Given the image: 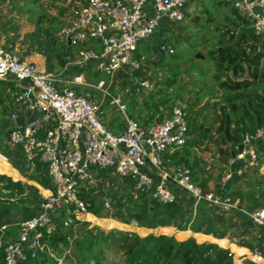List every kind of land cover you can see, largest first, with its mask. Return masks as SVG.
<instances>
[{
	"label": "built area",
	"instance_id": "2783aa9c",
	"mask_svg": "<svg viewBox=\"0 0 264 264\" xmlns=\"http://www.w3.org/2000/svg\"><path fill=\"white\" fill-rule=\"evenodd\" d=\"M82 1L73 9L69 26L57 36L76 48V66L95 63L99 72L114 78L120 72L146 70V58H138L140 44L149 41L163 25L181 23L185 7L192 0ZM227 1L246 16L249 28L264 40V0ZM88 42L90 47H83ZM158 53L172 54L173 50L164 43L159 45ZM0 82L5 83L9 144L19 148L28 162L35 158L43 162L52 187L40 205V213L18 224L17 241L4 248L7 264L25 260V249H36L43 233L51 235L57 230L58 224L51 216L53 211L61 210L87 220L93 206L83 196V190L94 189L97 171L110 170L121 178H131L135 192H147L152 199L165 203L177 200L168 185L173 182L194 199L195 206L205 202L215 214H232L264 228V208L248 210L228 197L204 193L193 181L195 174L187 168L174 169L172 174L166 170L164 155L184 147L190 133L188 113L181 105L173 107L162 121L141 125L127 116L126 104L121 97H113L102 81L96 90L125 117V130L116 135L101 120L102 103L77 90L92 87L83 75L70 79L54 76L47 70L43 55L23 59L13 51L11 42H0ZM152 89L150 79L142 77L135 84L134 93ZM8 97L19 110L10 108ZM243 142V150L224 163L222 187L241 177L245 168L259 167L264 160L260 147L264 143V126L247 133ZM238 164L244 167L235 169ZM151 171L159 176L158 182ZM104 206L111 208L109 200ZM63 224L67 227L69 221ZM253 254L264 259L259 249Z\"/></svg>",
	"mask_w": 264,
	"mask_h": 264
},
{
	"label": "trees",
	"instance_id": "16d2710c",
	"mask_svg": "<svg viewBox=\"0 0 264 264\" xmlns=\"http://www.w3.org/2000/svg\"><path fill=\"white\" fill-rule=\"evenodd\" d=\"M6 1L0 0V3ZM220 1H222L221 6L230 8V14L225 18L230 26L220 33L221 41L215 49L208 52V55L214 63V79L218 83L222 98L220 103L216 102L211 106L212 115L206 116L204 112L196 113L190 106L184 108L188 113L189 131L192 123L195 124L196 139L190 144L189 136L185 145L186 149L175 151L173 162H181L183 166L180 168H187L194 172L193 181L204 193H216L224 198L228 197L233 202L238 201L240 206L248 210L262 209L264 199L260 202L259 200L264 195L258 194L256 189L261 187L263 180L257 178L251 171L248 173L250 170L248 167L245 168L241 177H235L234 182L231 181L222 187L221 178L225 174L224 168L221 170L212 168L204 173L202 169L207 166L206 160L199 155L194 156L192 161L190 160V150L198 148L203 151V154L211 157L216 155L223 163H226L243 150V141L247 133H253L257 128L264 126V40L249 28V20L234 8L231 1ZM81 3L84 2L80 1ZM187 6L184 11L185 17ZM61 15H65V10L61 9ZM5 25L7 29H11L12 34H7L1 40L11 42L13 51H15L19 39L18 29L11 23ZM241 27L244 28L239 31ZM60 28L59 20L46 18L45 14H41L37 17L35 28L28 36V41L32 46V52L46 57V68L50 73L56 75L61 72L59 71L61 68L62 77L68 78L64 73L67 63L68 61L75 63L78 55L77 52H72V48L75 49V47L57 36L56 32ZM164 30L169 32L170 27L159 30V32L164 33ZM166 40L161 43H167ZM90 45V42L84 43L83 47H90ZM151 50L148 51L151 52ZM154 52H158V47ZM141 57L143 55L139 49L138 58ZM94 68H96L95 63L79 67L78 75L85 73L89 79ZM136 75V72H120L117 76L122 80V85L126 87L131 85L130 81ZM173 82V80L169 81L166 86L169 88ZM0 84L2 88L5 86L3 82ZM130 88V93H134V85ZM82 89L91 88L77 87L80 93ZM155 96L157 95L154 94L146 100V107H149L150 112L161 114L160 121H162L177 105H174V102L171 103L169 98L160 95L154 102ZM91 97L94 98L92 95ZM12 102L13 109L19 110V106L13 99ZM150 102L153 103L150 104ZM103 108L105 105L102 111ZM167 109L168 111L164 112ZM195 114H198L203 123L193 122ZM7 117L8 110L2 108L0 111V154L7 157L10 164L0 155V264H7L4 248L9 242L17 241L18 224L38 215L40 205L45 200L40 194L29 191L23 182L25 181L23 176L12 165L19 163L16 166L26 174L29 180L27 183L35 191L49 195L30 181L37 183L44 190L52 191L46 165L37 158L31 162L24 160V153L19 148L10 146V125ZM139 118L141 125H150L151 119ZM207 122H209L208 126L205 125ZM119 123L120 120L110 122L109 130L122 129ZM262 144L263 142L260 143L261 150L264 148ZM182 152L187 157L181 155ZM163 161L166 163L164 157ZM177 163L174 165L177 166ZM243 167V164H238L235 169ZM108 173L111 171H100L97 177L103 182L105 180L112 182L113 178L110 179L111 176ZM118 178L124 181L131 180L128 177ZM240 179L241 182H239ZM133 187L128 193L109 199L111 208L106 210L114 211L115 217L109 220L108 226L110 229L118 228L119 230L113 229L107 234L100 230L97 235L94 232L87 233L81 241L85 245H79L81 250V255L78 257L79 264H264L263 258L253 254L255 249H259L264 254V228L260 229L259 226L239 218L242 235L231 234L230 237L229 228L224 227L226 224H219L222 217H219L220 222L216 220L215 213L205 202L198 204L196 209L193 207L195 206L193 198H190L188 205L178 200L165 203L152 199L147 192H135ZM83 196H88L87 199L89 198L88 201L93 206L92 212L101 217L103 209L94 206L95 199L92 197V190H83ZM104 205L105 201L101 206ZM187 211L190 213L188 214ZM193 211L195 216L192 215ZM51 216L58 224L57 230L51 235L43 233L39 247L32 250L25 249V260L18 264H58L52 258L51 252H62L64 248L67 249L70 246L71 235L64 228L82 224L81 220L61 210L53 211ZM88 219L92 223L98 220L91 215H88ZM67 221L69 225L65 227L63 222ZM4 225L5 229L2 230L1 227ZM132 226L138 228L137 232L125 231L131 230ZM190 229L193 232L188 231Z\"/></svg>",
	"mask_w": 264,
	"mask_h": 264
},
{
	"label": "rangeland",
	"instance_id": "374dc122",
	"mask_svg": "<svg viewBox=\"0 0 264 264\" xmlns=\"http://www.w3.org/2000/svg\"><path fill=\"white\" fill-rule=\"evenodd\" d=\"M80 1L82 0H7L6 2L0 3V26L3 29L12 32L11 29H7L5 25L7 23H11L13 24V27L18 29L17 33L19 39L17 40L16 51L19 55L27 56L32 47L28 41V36L35 28L37 17L41 14H45L46 18H55L59 20L61 28L56 32L58 34L63 28L69 26L71 21L70 13L73 12V9L79 6ZM192 1L196 2V0ZM194 2L188 4L186 17L181 23H174L169 26L163 25L160 30L170 27V31L168 32L167 30H164V33L160 31L154 39L151 38L150 41L142 42L140 44L142 55L147 61V68L144 70V76L149 78L153 84V89L146 91L144 93L146 94L145 96L142 94H134V98H132V100L129 98L130 95L128 92L131 89L130 86L134 85L135 82L140 79L137 76L140 75L139 73H137V75L130 81L131 85L124 87L122 85V80L118 79V76L113 78L97 71L96 68H94L93 72H91L89 79L85 73L83 74L86 83L92 86L89 87L91 89H82L83 94H91L95 98L93 99L92 97V99L97 103H100L99 100L103 94L96 90V87L100 82L104 81L106 88L111 92L113 97H122L121 99L123 102L126 101L124 97L129 99L126 102H128L130 109L126 111V114L139 123H142L139 120V116H146L145 108L142 105L154 94L157 95L155 96L156 100H158L160 96H163L164 98H169L171 103L174 102V105L187 103L190 107L194 108L196 113L204 112V115L206 116L212 115L213 108L211 106L213 103H220L222 97L219 93L218 83H216L214 79V63L208 55V52L217 47L218 43L221 41L220 33L225 31V29L230 26L225 20V18L230 14V8L221 6L220 4L222 1L220 0H202V2L199 3L200 5L196 4V6L192 8ZM61 9L65 10L64 16L61 15ZM243 28L244 27H241L239 31H242ZM161 39H167L166 41L172 45L170 46L172 47L173 54L166 53V55L161 56L158 55V52H154V49ZM149 49L151 52L148 51ZM72 52L75 53L74 48H72ZM198 55H200L199 58H197ZM59 71L61 72L56 75L53 73L51 74L62 77V69L59 68ZM64 73L69 79L73 78L79 74V67L71 64L66 67ZM172 80L174 82L168 88L166 83ZM0 88L2 91L3 88L1 87V84ZM160 90L162 93H158ZM100 116L104 125H106V122L108 121L113 122L115 120H120L119 124L124 129V115L118 111L116 107L110 105L109 100H107L105 108H103V112ZM201 121L202 120L199 118L198 114H195L193 122L198 123ZM205 125L208 126L209 122L205 123ZM196 134L197 130L195 128V124L192 123L189 134L190 144H192L196 139ZM262 145H264V143ZM183 149H186V146L180 149V151ZM262 152L264 153V148H262ZM190 154L191 161L196 155H199V157L204 160L207 159V170L212 168H218L221 170V167L224 166L222 160L216 155L215 157H211L209 155H206L205 157L203 151H199L198 148L197 150H190ZM181 155L187 157L184 152H182ZM3 157L10 163L7 157ZM23 159L26 160V156H24ZM14 164L15 165H11L15 167L23 176L25 181L22 179L20 180L25 183L29 191L36 192L45 199L48 195L46 196L39 191H35L27 183L29 180L27 179L26 174L22 173V170H20L21 168L19 169V167L16 166L19 163L16 162ZM174 164L169 163L167 169L171 171L172 169L183 166L181 162H178L177 166ZM248 168L250 169L248 170V173L251 171V173H255L257 178L263 180L261 187L256 189V192L264 195V160L261 166ZM98 172L99 171H97V173ZM118 177L111 175L110 179L113 178L111 180L114 183L107 182L105 185L99 179L97 180V184L92 190V197L95 199V207L103 209L102 215L99 217L95 215L94 212H91L90 215L98 219L94 223L87 219L86 221L81 220L82 225H74L70 228H64L67 233L71 235L70 246L67 247V249L64 248L62 252H51L52 258L58 264H79L78 257L81 255L79 245H85V243H81V241L87 236V233L91 234V232H94L97 235L100 230L104 234H107L113 229L119 230L118 228L110 229L108 226L109 220H113L112 218L115 217L114 211H107L106 208H104L105 206H101L102 202L104 203L105 200L119 197L132 190V180L124 181ZM241 181L242 180L240 179L239 182ZM232 182H234V180ZM172 187H175L178 191H180L177 185H172ZM263 199L264 196L262 198L260 197L259 202L263 201ZM193 207L196 209L197 206ZM187 213L189 214L190 212L187 211ZM192 215L195 216L194 211ZM225 221L226 220L224 218L219 224L224 225L227 222ZM228 225V227H224L229 228L228 232H231L230 234L234 236L238 234L242 227L240 226V221H237L239 228H233L231 222H229ZM137 229V227L132 226L131 230L125 231L137 232ZM157 230H155L156 234H158ZM190 232H193L192 229H190ZM248 260L251 261L250 259Z\"/></svg>",
	"mask_w": 264,
	"mask_h": 264
},
{
	"label": "crops",
	"instance_id": "0c3cea01",
	"mask_svg": "<svg viewBox=\"0 0 264 264\" xmlns=\"http://www.w3.org/2000/svg\"><path fill=\"white\" fill-rule=\"evenodd\" d=\"M192 2H194V1H192ZM202 2V0H196V2H194V5H192V8L194 7V6H196V4H199V3H201ZM200 5V4H199ZM158 33H159V31H158ZM7 34H12V32H10V31H7L6 29H3L1 26H0V42H4V41H2L1 39H4V37L7 35ZM157 35V33L152 37L153 39L155 38V36ZM151 40V39H150ZM149 40V41H150ZM164 39H161L160 41H159V43L157 44V46H156V48L154 49V51L157 49V47H159L158 45L163 41ZM148 42V41H147ZM167 42V41H166ZM162 44V43H161ZM167 45H171L170 43H166ZM15 51H16V49H15ZM16 53H17V51H16ZM75 53H76V48H75ZM18 54V53H17ZM19 55V54H18ZM40 55H42V54H35L34 52H32L31 50L29 51V54L27 55V56H22V55H19L21 58H23V59H28V60H31V59H33V58H35L36 56H40ZM43 57H45L44 55H43ZM46 58V57H45ZM78 60V56L76 57V61ZM75 61V62H76ZM71 64H74L75 65V63H71V62H69L68 61V63H67V67L69 66V65H71ZM144 72L145 71H138V72H136V73H139L140 75H137L138 76V78H142V77H146V76H144L145 74H144ZM142 75V76H141ZM137 83V81L135 82V84ZM114 84H115V82H114ZM135 84H134V87H135ZM134 89V88H133ZM125 91H126V89H125ZM133 91V90H132ZM82 94H83V92H82ZM128 94L131 96H129V95H127V96H129V98H131L130 100H132V98H134V94L135 93H130V91L128 92ZM85 95H87V94H85ZM88 95H91V94H89L88 93ZM142 95H146V94H142ZM122 98V97H121ZM125 98V100L127 101V100H129V99H127V97H124ZM8 100H9V104H10V108H12L13 109V107H12V104H13V102H12V98H10V97H8L7 98ZM93 99H95V98H93ZM124 102L125 104H126V106H127V110H129L130 108H129V104H128V102ZM155 101H157L156 100V98H155V100H154V102ZM99 102L100 103H102V107H103V105H105V103H107V101H104V97H103V95L100 97V100H99ZM153 102H150V104H152ZM144 108H145V114H146V118H149V119H151V122H150V125H152V124H155V123H157V122H159L160 120H161V114H156V113H153V112H150L149 111V107H146V103H144L143 105H142ZM181 106L182 107H187V106H189V104H187V103H181ZM2 108H6L7 110H8V107L6 106V103H5V95H4V93H3V90L1 91L0 90V111H1V109ZM114 111V110H113ZM119 111V110H118ZM168 111V109L166 110V111H164V112H167ZM101 112H103L102 111V108H101ZM210 112V111H209ZM128 116V115H127ZM128 117H130V116H128ZM139 117H141V116H139ZM166 117V116H165ZM8 118V117H7ZM131 118V117H130ZM141 118H144V117H141ZM124 120H125V118H124ZM109 123H110V121H108V122H106V126H109ZM124 130H125V128L123 129H119V128H115V129H111L110 131H112L114 134H116V135H120V134H122L123 132H124ZM195 150H197V148L195 149ZM199 151H202V150H200L199 149ZM174 154H175V152H171V153H168V154H166V155H164V158H165V160H166V163H164V165H165V168H166V170L170 173V174H172L173 173V171H174V169H172L171 171H169L168 169H167V167L169 166V163H174L173 161H174ZM205 157H206V155H205ZM206 161H207V159H206ZM8 164H10L9 162H8ZM223 167V166H222ZM221 167V168H222ZM202 171L205 173V172H207V169H206V167L205 168H203L202 169ZM194 173V172H193ZM151 176H152V178L156 181V182H158L159 181V176L154 172V171H151ZM195 174V173H194ZM108 175L109 176H111V175H115L114 173H112V171H111V173H108ZM116 176V175H115ZM237 179V178H236ZM235 180V179H234ZM101 181V180H100ZM32 183H34L35 185H37L41 190H43L44 192H46V193H48V194H50L51 193V191H48V190H44L41 186H39L37 183H35V182H33V181H31ZM103 182V181H102ZM106 182V183H105ZM103 184L105 185V184H107V180H105L104 182H103ZM169 189H170V191L176 196V198H177V200L178 201H181L184 205H188L189 203V201H190V197L183 191L182 192V190L180 189V191H178L175 187H172V185H175L173 182H169ZM182 192V193H181ZM109 200V199H108ZM105 201H107V200H105ZM244 208V207H243ZM246 209V208H245ZM256 209H259V208H251V210H256ZM214 217H215V219L216 220H218L219 222H220V219H219V217H222V220L225 218V220L227 221H225L226 223V226L228 227L229 225H228V223L229 222H231V224L233 225V228H239V226L237 225V221H240L238 218H235V217H233L232 216V214H226V215H222L221 213L220 214H214ZM87 219H88V217H87ZM236 222H235V221ZM217 221V222H218ZM239 224V223H238ZM241 226V225H240ZM3 227H5V225L3 226ZM1 229H2V227H1ZM188 231H190V230H188ZM238 234L239 235H242V227H241V229L239 230V232H238ZM232 235L230 234V237H231ZM229 240V239H228ZM230 241V240H229ZM231 242V241H230Z\"/></svg>",
	"mask_w": 264,
	"mask_h": 264
},
{
	"label": "water",
	"instance_id": "95a60500",
	"mask_svg": "<svg viewBox=\"0 0 264 264\" xmlns=\"http://www.w3.org/2000/svg\"><path fill=\"white\" fill-rule=\"evenodd\" d=\"M199 57H200V55L197 56V58H199ZM184 108H185V107H184ZM229 240H230V238H229Z\"/></svg>",
	"mask_w": 264,
	"mask_h": 264
},
{
	"label": "bare ground",
	"instance_id": "6f19581e",
	"mask_svg": "<svg viewBox=\"0 0 264 264\" xmlns=\"http://www.w3.org/2000/svg\"><path fill=\"white\" fill-rule=\"evenodd\" d=\"M256 256L260 258V256H258V255H256Z\"/></svg>",
	"mask_w": 264,
	"mask_h": 264
}]
</instances>
